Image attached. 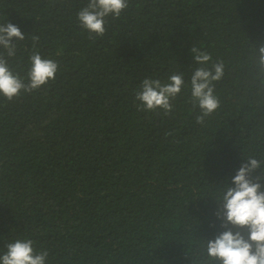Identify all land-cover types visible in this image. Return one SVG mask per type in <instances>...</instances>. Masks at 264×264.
<instances>
[{
  "label": "trees",
  "instance_id": "16d2710c",
  "mask_svg": "<svg viewBox=\"0 0 264 264\" xmlns=\"http://www.w3.org/2000/svg\"><path fill=\"white\" fill-rule=\"evenodd\" d=\"M87 3L0 0V23L26 35L12 67L26 73L33 35L60 65L41 89L0 96V254L27 237L48 264H206L217 197L249 156L264 161V0H129L95 39L77 19ZM193 44L225 64L204 124ZM173 72L185 88L171 115L139 111L143 79Z\"/></svg>",
  "mask_w": 264,
  "mask_h": 264
},
{
  "label": "clouds",
  "instance_id": "9594fccd",
  "mask_svg": "<svg viewBox=\"0 0 264 264\" xmlns=\"http://www.w3.org/2000/svg\"><path fill=\"white\" fill-rule=\"evenodd\" d=\"M129 8V0H88L77 19L89 39L107 32L109 17L119 19ZM26 35L11 22L0 23V96L8 101L31 94L56 79L60 71L57 60L45 58L38 49L39 36L33 35L29 67L24 75L12 67L18 53L19 41ZM256 64L264 75V44L257 46ZM197 67L190 78V102L199 109L197 124H204L221 107L215 83L225 74L223 60H214L201 47L190 49ZM185 88L182 72H173L166 79L145 78L135 92L139 111L163 113L168 116L175 109L174 101ZM264 169V161L249 156L217 197L219 208L215 215L224 229L214 239L206 241L208 261L219 264H264V171L253 178L256 170ZM234 185V186H233ZM0 264H48L49 250L36 247V241L22 237L4 245Z\"/></svg>",
  "mask_w": 264,
  "mask_h": 264
}]
</instances>
